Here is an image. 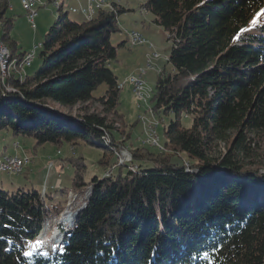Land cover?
<instances>
[{
    "label": "trees",
    "instance_id": "obj_1",
    "mask_svg": "<svg viewBox=\"0 0 264 264\" xmlns=\"http://www.w3.org/2000/svg\"><path fill=\"white\" fill-rule=\"evenodd\" d=\"M9 7L0 0V35L21 63ZM141 8L171 42L172 70L159 74L151 96L156 115L171 117L162 148L131 147L122 164L113 151L130 139L112 67L125 44L112 41L127 11L116 3L87 20L60 3L40 68L0 75V131L34 139V150L89 145L104 171L87 180L84 156L63 158L74 166L65 203L28 185L0 188V264H264V14L256 18L264 0H145ZM88 185L57 251L31 248L70 191Z\"/></svg>",
    "mask_w": 264,
    "mask_h": 264
},
{
    "label": "rangeland",
    "instance_id": "obj_2",
    "mask_svg": "<svg viewBox=\"0 0 264 264\" xmlns=\"http://www.w3.org/2000/svg\"><path fill=\"white\" fill-rule=\"evenodd\" d=\"M60 4L63 0H55ZM54 0H41L38 6V16L35 21L32 22L27 16V11L22 4V0H9L10 7L6 12L7 18L14 19V26L10 31V38L17 43V52H31L36 48V55L30 66H26L24 75H28L36 72L41 64L42 57L41 51L43 50V41L46 33L50 27L56 22L58 18V9ZM87 2V0H82ZM97 1V2H96ZM103 2V6L100 8L113 7V3H116L119 7L127 8L126 12L119 14L118 22L121 28L120 32L112 35V41L118 45L121 42H125L118 49L117 59L112 61V67L118 76V80L121 87L120 105L119 111L124 116V121L127 127V133L130 135V139L126 144H120L119 146H113V151L117 154L118 164L130 161L132 159L131 147L146 146L151 150H155L156 147L162 148L165 138L163 128L165 123L168 124L171 117L164 119L159 118L156 113L151 109V96L156 87V82L159 74L164 70L171 71L172 65L168 62V56L171 51V42L168 41V34L162 26H159L153 21V15L147 10L141 8L142 3L145 0H91V3ZM78 0H64L65 11H69L72 18L81 20L82 14H75L68 9V7L80 6ZM87 6L90 0L87 2ZM82 6V5H81ZM86 6V7H87ZM83 7V6H82ZM92 7V4L87 8ZM84 8V7H83ZM97 7V9H100ZM96 10H94V15ZM87 20V19H86ZM256 24L252 25L250 30L256 29ZM132 31L138 32L144 36L146 43L133 44L131 42ZM3 33V29L0 27V34ZM10 45L9 42H7ZM27 55V54H26ZM25 58V57H24ZM24 60V59H23ZM13 60L9 61L11 64ZM23 62V61H22ZM21 62V63H22ZM19 63V62H18ZM143 71V79L145 81V95L142 96V100L137 98L134 91V84L130 81L132 75L139 76ZM1 72V71H0ZM5 76H2L4 80L9 73V69L6 70ZM107 85L102 84L95 92V96H100L105 91ZM11 87H6L9 91ZM14 90V89H12ZM140 97V96H139ZM79 108V105L74 107V111ZM92 111L100 110L101 107L97 104H91ZM188 120H186L187 122ZM153 123L157 125L156 135L157 145H151L147 142L148 133L147 127ZM119 123L115 127H118ZM18 143L20 145V152L27 151V154L19 156H28L30 162L24 166L23 170L18 175L8 172L0 171V188L5 190H15L11 185H16L18 182H26L29 187L36 188L42 192L48 190L49 195L46 197L48 203L61 201L63 203L65 196L62 195V189H70L73 186L74 166L66 164L62 161L67 156H84L88 165L87 180H90L92 176L97 175L102 177L104 171L97 164L101 152L89 145L68 147L62 145L57 147L54 144L47 143L43 146L37 147L34 150L35 141L32 138H26L23 136H13L6 130L0 131V156L4 154H11L17 152L14 145ZM160 144V146H159ZM262 149L264 151V140L261 139ZM164 147V146H163ZM224 144L221 143L219 149L224 150ZM187 159V158H186ZM50 164H53L50 167ZM261 172H264V168ZM39 180V181H38ZM40 182L42 185H39ZM46 183V184H45ZM3 184V185H2ZM53 184V186H52ZM91 185L78 190H71L66 198L65 208L59 212V214H51V218L46 223L44 231L39 233L37 240L31 242V248H39L37 251L54 253L63 241V236H59L62 231L61 228L70 229L66 224H61L60 219L68 211H77L79 208L86 206L88 196L91 194ZM59 224H61L59 226ZM41 241L40 246L33 247L37 241Z\"/></svg>",
    "mask_w": 264,
    "mask_h": 264
},
{
    "label": "built area",
    "instance_id": "obj_3",
    "mask_svg": "<svg viewBox=\"0 0 264 264\" xmlns=\"http://www.w3.org/2000/svg\"><path fill=\"white\" fill-rule=\"evenodd\" d=\"M38 2H41V0H29V3H27V16L30 21L34 22L36 17L38 16ZM97 4L100 3H93L92 2V7L90 8H83L82 6L78 7H73L71 8V11L75 14H82L85 16V18H88V11L91 10H97ZM131 42L133 44H144L147 41H140L139 38L135 35H131ZM3 53L1 47H0V57L1 54ZM27 62H25V65L21 67V69H26V66L31 65L32 59H34L36 55V47L33 51L27 52ZM6 69H2V76L5 74ZM130 81L134 84V91L135 95L138 96L140 100H142V96L145 95V81L143 79V71H141V74L139 76L132 75V78ZM10 91H13L12 89H9ZM140 96V97H139ZM156 132L157 129L154 128V124L151 123L147 127V133H148V138L147 142H150L151 145H157V139H156ZM14 148L19 152L20 150V145L16 143L14 145ZM23 155L20 153L9 155V154H4V158L0 159V169H3V172H8L11 174L18 175L19 174V163H18V156ZM30 162V158L26 156V165ZM53 164H50V167H52ZM46 184V183H45Z\"/></svg>",
    "mask_w": 264,
    "mask_h": 264
},
{
    "label": "bare ground",
    "instance_id": "obj_4",
    "mask_svg": "<svg viewBox=\"0 0 264 264\" xmlns=\"http://www.w3.org/2000/svg\"><path fill=\"white\" fill-rule=\"evenodd\" d=\"M27 3H29V0H22V4H23L24 8L26 9V11H27ZM55 3L57 6L60 5V4H58V1H55ZM98 3H100V2H98ZM39 4H40V2H38V6H39ZM90 4H92L91 0H90ZM102 6H103V2H101V4H97V7H99V8ZM93 15H94V10L88 11V18H91ZM131 35L137 36V38H139L140 41H146L144 36L138 32L132 31ZM0 47L3 51V53L1 54V57H0V71H1L0 73L2 74V69H6V70L9 69V73L10 72H16V73H18V75H20V77H23L24 76V71H23L24 69L22 70L21 67L25 65V62H27V55L25 56L22 63H18L17 60H13L10 64L9 61H11V53H10L8 46L3 42L1 35H0ZM36 48H37V46H36ZM32 62H33V59L31 61V64H32ZM5 73H7V72H5ZM3 76H5V74ZM156 126L157 125H154V128ZM157 138H158V136L156 135V139ZM3 158H4V155L0 156V159H3ZM18 163H19V172H21L23 170L24 166L26 165V156L25 157L18 156ZM0 171H3V169H0ZM74 220H76V211L75 212L68 211L62 216V219H60V222H63L61 224H66V226L71 227L75 224ZM61 224H59V226Z\"/></svg>",
    "mask_w": 264,
    "mask_h": 264
},
{
    "label": "crops",
    "instance_id": "obj_5",
    "mask_svg": "<svg viewBox=\"0 0 264 264\" xmlns=\"http://www.w3.org/2000/svg\"><path fill=\"white\" fill-rule=\"evenodd\" d=\"M78 1H81L82 3H80V2H78L79 3V5L81 6H83L84 8H87L88 6H90V3H89V5L87 6V2H88V0H87V2H85V1H82V0H78ZM97 2V1H96ZM61 3H63V6L65 5V3H64V0L61 2ZM95 3V2H94ZM87 6V7H86ZM65 7V6H64ZM73 7H78L76 4H74V6H71V7H68V9H71V8H73ZM66 9V8H65ZM24 52H25V50H24ZM27 151H17L16 153H14V154H17V153H20V154H27L26 153ZM39 181V180H38ZM39 183V185H42L40 182H38ZM3 185V184H2ZM12 187H14L15 189H17V188H19V187H25V186H27V184H26V182H18L16 185H14V184H12L11 185ZM52 186H53V184H52Z\"/></svg>",
    "mask_w": 264,
    "mask_h": 264
},
{
    "label": "snow or ice",
    "instance_id": "obj_6",
    "mask_svg": "<svg viewBox=\"0 0 264 264\" xmlns=\"http://www.w3.org/2000/svg\"><path fill=\"white\" fill-rule=\"evenodd\" d=\"M262 14H264V8H262L259 12L256 13V18H259ZM252 23L256 24L257 19H253ZM241 31H244V29H242ZM40 244H41V241L38 240L36 242V245H34L33 247H38V246H40ZM205 255H207V254L205 253Z\"/></svg>",
    "mask_w": 264,
    "mask_h": 264
},
{
    "label": "water",
    "instance_id": "obj_7",
    "mask_svg": "<svg viewBox=\"0 0 264 264\" xmlns=\"http://www.w3.org/2000/svg\"><path fill=\"white\" fill-rule=\"evenodd\" d=\"M88 198H89V196H88ZM82 209H83V208H79V209L76 211V219H77V217H78V215H79V213H80V211H81ZM67 234H68V231H66V232H60V234H59L58 237H60V236L65 237Z\"/></svg>",
    "mask_w": 264,
    "mask_h": 264
}]
</instances>
